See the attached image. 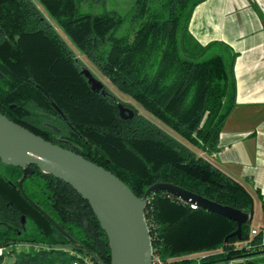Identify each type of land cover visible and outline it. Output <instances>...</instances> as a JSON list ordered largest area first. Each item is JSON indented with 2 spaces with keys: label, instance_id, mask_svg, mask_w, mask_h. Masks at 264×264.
I'll return each mask as SVG.
<instances>
[{
  "label": "trees",
  "instance_id": "obj_1",
  "mask_svg": "<svg viewBox=\"0 0 264 264\" xmlns=\"http://www.w3.org/2000/svg\"><path fill=\"white\" fill-rule=\"evenodd\" d=\"M41 1L113 84L152 115L110 86L93 89L83 71L88 64L34 0H0V110L109 168L139 195L169 180L242 208L250 213L242 238L249 237L254 194L212 157L236 102L237 53L222 40L202 43L190 30L202 0H135L125 13L85 8L88 0ZM129 16V29L118 33ZM119 103L131 111L121 114ZM22 173L23 166L0 158V264H56L79 252L109 264L108 235L88 199L36 164L23 181L69 238L23 194ZM145 213L162 264L194 261L189 255L204 251L201 264H223L229 258H216L244 252L233 247L236 234L225 241L236 219L165 189L149 193ZM239 257L261 264L264 251Z\"/></svg>",
  "mask_w": 264,
  "mask_h": 264
},
{
  "label": "water",
  "instance_id": "obj_2",
  "mask_svg": "<svg viewBox=\"0 0 264 264\" xmlns=\"http://www.w3.org/2000/svg\"><path fill=\"white\" fill-rule=\"evenodd\" d=\"M83 71L93 88L103 86L104 82L90 67L85 66ZM103 91H105L104 88ZM125 108L120 103V112L123 115H127ZM0 158L6 163L23 166V173L18 179L21 191L69 238H72L71 234L25 191L23 181L34 171V164H36L42 170L68 181L80 191L88 199L108 235L111 251L109 264H152L151 229L145 206L149 193L156 189H165L192 203L236 219L237 226L225 236V241L231 234H236L237 238L241 239L242 223L250 217V213L240 207L220 202L169 180H156L146 187L143 194L139 195L109 168L70 147L52 141L1 110ZM263 251L264 247L237 255L228 253L216 259L223 260ZM97 259L100 264H108L100 256H97ZM202 262L194 260L178 264H201Z\"/></svg>",
  "mask_w": 264,
  "mask_h": 264
},
{
  "label": "crops",
  "instance_id": "obj_3",
  "mask_svg": "<svg viewBox=\"0 0 264 264\" xmlns=\"http://www.w3.org/2000/svg\"><path fill=\"white\" fill-rule=\"evenodd\" d=\"M189 28L202 43L222 40L237 53L236 102L212 157L249 187L255 197L253 218L264 224V0H202ZM223 264L257 263L234 256Z\"/></svg>",
  "mask_w": 264,
  "mask_h": 264
},
{
  "label": "rangeland",
  "instance_id": "obj_4",
  "mask_svg": "<svg viewBox=\"0 0 264 264\" xmlns=\"http://www.w3.org/2000/svg\"><path fill=\"white\" fill-rule=\"evenodd\" d=\"M48 15L49 13L47 12V8L45 7V4L41 1V0H34ZM135 3V0H88L86 2L83 3V6L85 8H94L96 10H100L103 8H116L119 11L125 13L127 12L132 5ZM49 17L51 18V20L55 23L56 27L58 28V30L63 34V36L69 41V43L71 44V46L74 48L75 52L78 53L88 64V67H90L93 71H95V73L97 75H99V77L106 81L108 83L109 86H111L112 88H114L123 98L125 99H129L131 101H133L138 107H140L141 110H143L144 112L148 113L149 115H152L139 101H137L135 98L131 97L128 94L123 93L120 89L117 88V86H115L113 84V82L110 80V78L105 75L95 64L94 62L81 50V48L79 47V45L65 32V30L58 24L57 20H55V18L52 15H49ZM131 19L130 16L126 19L125 23L122 25V27L118 30V33H122L126 30L129 29V26L131 25ZM157 119V118H156ZM160 123L164 124L162 121H160L159 119H157ZM166 127H168L166 124H164ZM170 128V127H168ZM171 129V128H170ZM257 218H253L252 217V226L253 224H257L258 227H262L264 226V224L262 222H257ZM264 235V233H263ZM2 248V247H0ZM263 248V247H262ZM207 250V249H206ZM203 251V250H201ZM201 253H206L201 252ZM12 255H7V258H11Z\"/></svg>",
  "mask_w": 264,
  "mask_h": 264
},
{
  "label": "built area",
  "instance_id": "obj_5",
  "mask_svg": "<svg viewBox=\"0 0 264 264\" xmlns=\"http://www.w3.org/2000/svg\"><path fill=\"white\" fill-rule=\"evenodd\" d=\"M191 205L194 207L197 206L196 203H192V202ZM260 231L263 234L264 227L260 228V227L252 226L250 236L247 238L238 239L237 241H235L233 247L235 249H242L244 251L254 250L256 248L264 247L263 235L259 240L253 239V235L259 233ZM204 254L205 253H195V254H190L189 257L193 258L194 260L201 261V258L204 256ZM162 262L163 260L160 254L158 252L153 251L152 264H162ZM56 264H100V262L98 261L97 257L93 254L79 252L78 256L75 257L74 259L66 262H58Z\"/></svg>",
  "mask_w": 264,
  "mask_h": 264
},
{
  "label": "flooded vegetation",
  "instance_id": "obj_6",
  "mask_svg": "<svg viewBox=\"0 0 264 264\" xmlns=\"http://www.w3.org/2000/svg\"><path fill=\"white\" fill-rule=\"evenodd\" d=\"M93 71V70H92ZM94 72V74H96L95 73V71H93ZM97 75V74H96ZM98 77H99V75H97ZM88 77V76H87ZM100 78V77H99ZM101 79V78H100ZM102 80V79H101ZM103 82H104V84H103V86L102 87H100V88H93V89H99V90H101V91H103V88L105 89V91H103V92H106L107 91V86H109L108 85V83L106 82V81H104V80H102ZM91 84V83H90ZM92 86V85H91ZM111 87V86H110ZM123 104V103H122ZM126 108H125V112L126 113H128V112H130L131 111V105L130 104H123ZM119 108H120V103H119Z\"/></svg>",
  "mask_w": 264,
  "mask_h": 264
}]
</instances>
